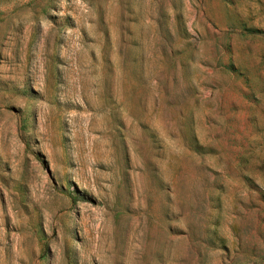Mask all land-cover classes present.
Wrapping results in <instances>:
<instances>
[{
	"label": "rangeland",
	"instance_id": "374dc122",
	"mask_svg": "<svg viewBox=\"0 0 264 264\" xmlns=\"http://www.w3.org/2000/svg\"><path fill=\"white\" fill-rule=\"evenodd\" d=\"M0 264H264V0H0Z\"/></svg>",
	"mask_w": 264,
	"mask_h": 264
}]
</instances>
